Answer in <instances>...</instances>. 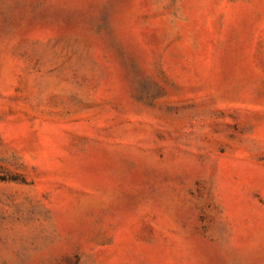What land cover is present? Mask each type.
I'll return each mask as SVG.
<instances>
[{"label":"rangeland","instance_id":"1","mask_svg":"<svg viewBox=\"0 0 264 264\" xmlns=\"http://www.w3.org/2000/svg\"><path fill=\"white\" fill-rule=\"evenodd\" d=\"M0 264H264V0H0Z\"/></svg>","mask_w":264,"mask_h":264}]
</instances>
